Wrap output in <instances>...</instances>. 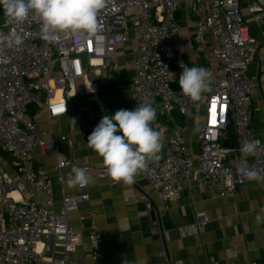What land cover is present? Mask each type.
<instances>
[{
  "label": "built area",
  "instance_id": "built-area-1",
  "mask_svg": "<svg viewBox=\"0 0 264 264\" xmlns=\"http://www.w3.org/2000/svg\"><path fill=\"white\" fill-rule=\"evenodd\" d=\"M242 1L109 0L99 15L94 37L81 41L67 36L54 44L41 39L40 20L34 14L19 25L10 22L4 11L0 14V36L9 37L0 45V264H81L73 257L79 247L88 251L91 264L107 263L102 247L104 232L95 221L96 210H89L92 222L87 240L71 223L80 203L90 200L88 185L77 186L80 193L64 194L58 207L49 172L35 162L34 150L39 148L54 156V171L61 186L67 183L74 166L84 168L91 178L118 184L110 180L103 165H80L68 158L62 150L67 136L41 129L38 118L41 112L49 117L67 114L69 98L77 95L80 81L88 93L97 92L98 84L89 78L91 72L109 73L110 78L119 69L117 50L128 40L129 20L138 41L133 62L135 107L144 102L159 104L170 120L174 111L192 117L203 110L205 116L198 156L190 152L177 122H173L167 141L162 128L152 125L162 134L163 144L167 142L165 154L149 161L148 171L137 175L146 177L160 195L151 208L152 232H160L168 203L189 183L197 182L216 195L230 197L251 182L239 174L240 167L264 172V140L258 139L252 128L254 83L248 74L253 57L263 62L264 52L250 34ZM185 4L197 20L193 42L213 76L211 90L195 102L183 95L172 71L173 65H187L177 51L181 31L177 15ZM247 10L258 24L263 23L264 0H249ZM15 35L22 38V44L15 43ZM32 106H36L33 112ZM229 125L236 133V147L224 145ZM89 128L86 124L74 132ZM246 140L259 141L255 154L248 157L240 152ZM41 197L45 198L34 199ZM135 199L145 201L147 195L141 193ZM206 222V212L197 211L195 222L184 233L201 234ZM57 248H63V256L53 253ZM160 257L158 264H171L166 251ZM210 261L219 264L214 258Z\"/></svg>",
  "mask_w": 264,
  "mask_h": 264
},
{
  "label": "crops",
  "instance_id": "crops-1",
  "mask_svg": "<svg viewBox=\"0 0 264 264\" xmlns=\"http://www.w3.org/2000/svg\"><path fill=\"white\" fill-rule=\"evenodd\" d=\"M248 3L249 0L242 1V13L249 24L250 34L264 52V17L263 23L258 24L248 13ZM189 7L185 4L177 15L181 25L177 51L189 67L208 69L202 51L193 42L197 20ZM127 31L128 40L117 50L119 69L111 73L110 78L109 73L100 75L93 72L95 79L90 80L98 84L97 92L88 93L84 82L80 81L77 95L69 98L67 114L49 117L46 112H41L38 118L41 129L51 130L55 136H67L62 150L77 164L103 165L102 158L88 147L87 137L104 115L114 114L119 109L135 108L132 100V85L136 74L133 62L137 58L138 41L131 20ZM182 70L176 65L172 66L177 82ZM248 74L254 83L251 92L252 128L254 135L264 140V61L260 62L254 56ZM104 79L107 82L104 83ZM152 106L157 113L152 125L162 128L166 141L173 133V122H177L186 137L190 152L198 156V137L205 123L204 111L201 110L192 117H185L174 111L178 119L173 112V120H170L159 104ZM86 124L90 126L89 129L74 132V129ZM166 141L161 154L166 152ZM34 155L35 162L42 164L49 172L58 207L64 194L82 192L68 183L64 186L58 183L54 171V156L51 153H44L36 148ZM87 191L90 200L80 203L79 209L71 215V223L82 238L87 240L92 222L89 210H96L95 221L104 232L102 247L107 255L106 264H124V261L127 264H158L163 251L167 252L171 264H213L210 258H214L219 264H264V222L255 221L259 209L264 207V182H248L230 197L216 195L207 187L191 182L182 188L175 200L168 203L159 233L151 230V208L159 202L160 195L146 177L137 176L132 185L111 184L109 179L92 178ZM141 193L147 195L145 201L135 199ZM44 198L34 199L40 201ZM197 211H205L207 215L203 232L197 235L184 233V229L195 222ZM53 253L61 257L64 250L57 248ZM87 254L88 251L79 247L73 257L81 261V264H91Z\"/></svg>",
  "mask_w": 264,
  "mask_h": 264
},
{
  "label": "clouds",
  "instance_id": "clouds-1",
  "mask_svg": "<svg viewBox=\"0 0 264 264\" xmlns=\"http://www.w3.org/2000/svg\"><path fill=\"white\" fill-rule=\"evenodd\" d=\"M109 0H0L5 17L12 23L22 24L30 14L39 17L40 37L54 44L63 37L72 36L81 41L94 37L99 30L98 18ZM9 40L0 36V45ZM15 43L23 40L14 36ZM179 87L192 101L201 99L211 90L212 73L198 66L189 67L183 62ZM156 110L150 102L138 104L134 109H119L114 114L104 115L87 137V145L102 158L107 176L114 183L132 185L140 173L148 171V162L158 160L163 148L162 134L152 127ZM199 130L198 128L196 129ZM257 140H246L240 147L244 157L255 154ZM239 174L247 181L264 182V172L252 167H240ZM87 171L73 167L67 183L72 187H86L91 182ZM264 222V207L255 217ZM124 264H127L124 261Z\"/></svg>",
  "mask_w": 264,
  "mask_h": 264
},
{
  "label": "trees",
  "instance_id": "trees-1",
  "mask_svg": "<svg viewBox=\"0 0 264 264\" xmlns=\"http://www.w3.org/2000/svg\"><path fill=\"white\" fill-rule=\"evenodd\" d=\"M2 13H3V8L0 7V14H2ZM35 109H36V106H32L30 111L35 110ZM174 114H175V117L178 119V117L176 115L177 113L174 112ZM166 118H167V116H166ZM162 119L165 120V117H162ZM224 145L231 146V147L237 146L236 133H235L232 125H229L225 131Z\"/></svg>",
  "mask_w": 264,
  "mask_h": 264
},
{
  "label": "rangeland",
  "instance_id": "rangeland-1",
  "mask_svg": "<svg viewBox=\"0 0 264 264\" xmlns=\"http://www.w3.org/2000/svg\"><path fill=\"white\" fill-rule=\"evenodd\" d=\"M90 79L91 80H94L95 79V76L93 75V72L90 73ZM5 157H8L9 159H11L10 156H8V154H4Z\"/></svg>",
  "mask_w": 264,
  "mask_h": 264
}]
</instances>
